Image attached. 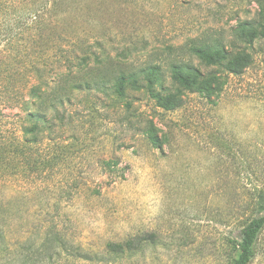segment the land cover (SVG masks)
I'll use <instances>...</instances> for the list:
<instances>
[{"label":"rangeland","instance_id":"1","mask_svg":"<svg viewBox=\"0 0 264 264\" xmlns=\"http://www.w3.org/2000/svg\"><path fill=\"white\" fill-rule=\"evenodd\" d=\"M41 1L32 27H0V264H23L17 240L27 227L37 239L47 220L87 253L126 243L109 264H233L240 232L264 207V0ZM218 42L230 60L206 67L194 49ZM90 51L117 69L156 65L165 87L174 63L216 80L170 111L135 91L129 108H90L81 91L62 163L9 178L3 147L23 137L35 69L49 66L51 78L52 62ZM254 252L249 264H264V228Z\"/></svg>","mask_w":264,"mask_h":264},{"label":"trees","instance_id":"2","mask_svg":"<svg viewBox=\"0 0 264 264\" xmlns=\"http://www.w3.org/2000/svg\"><path fill=\"white\" fill-rule=\"evenodd\" d=\"M39 1L41 0H21V5L14 6L13 0H0V27H11L18 31L32 27V23L41 17L37 4ZM43 1L47 3L49 0ZM248 26L249 23L244 22L237 27ZM194 52L206 67L223 66L230 60L226 48L219 42L196 47ZM101 54L102 52L90 51L80 56L71 55L70 60L54 61L52 64L57 72L51 78L44 76V71L49 66L42 65V69H35L37 79L30 89L33 109L26 113L23 137L16 144L8 142L3 147V152L9 155L5 166L12 168L7 175L9 178L29 177L31 174L44 172L52 164L62 163L66 156L64 148H67L61 142L62 137L71 126H76L74 114L69 113L68 107L81 91L89 95L90 108H94L98 102L115 107L124 104V107L129 108V92L135 91L145 92L156 100L159 107L170 111L180 105L184 93L209 92L216 80L209 69L201 72L188 63H174L169 68L170 85L165 87V79L158 66L129 69L119 63L117 66L120 69H117L108 66V59ZM109 69L116 74H105L104 71ZM153 145L160 148L159 145ZM31 151L35 154L34 158ZM20 167L21 170L18 171ZM59 193L61 198L70 195V192ZM12 195H17V191H12ZM59 203L55 206L58 209ZM263 228L264 207L240 232L238 255L233 264H249L252 261L254 246ZM31 229L27 227L15 244L23 258V264H60L62 259L67 258L109 264L119 260L120 256L124 257L121 254H127L129 250L126 243H108L107 250L103 253L84 252L79 247L69 246L65 233L52 220L45 221L40 227L41 234L35 240H32Z\"/></svg>","mask_w":264,"mask_h":264}]
</instances>
